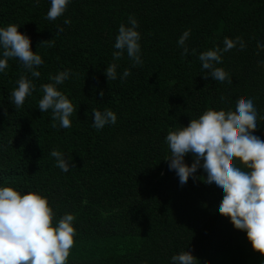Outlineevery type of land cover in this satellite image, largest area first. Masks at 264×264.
<instances>
[{"label": "trees", "instance_id": "obj_1", "mask_svg": "<svg viewBox=\"0 0 264 264\" xmlns=\"http://www.w3.org/2000/svg\"><path fill=\"white\" fill-rule=\"evenodd\" d=\"M49 6V0H0V26L20 25L43 60L19 108L10 92L21 73L30 74L17 58L0 73V184L39 191L56 219L74 215L66 264H170L182 250L198 264H261L264 254L251 248L245 232L215 212L221 194L199 179L203 169L179 184L164 159V137L208 107L227 111L248 97L264 115V67L258 64L264 48H257L264 44V0H70L55 20L45 19ZM130 14L138 21L141 63L133 67L124 53L116 61L117 79L107 81L118 26H127ZM57 25L63 31L57 33ZM185 29L189 52L182 57L176 41ZM224 37L245 44L222 53L217 65L230 83L204 77L198 59L201 51L223 47ZM125 68L130 74L121 81ZM64 69L69 78L57 88L74 111L70 127L57 122L54 128L51 110L41 113L37 102L40 85ZM104 108L116 114V123L96 130L92 110ZM257 123L253 134L264 141V120ZM53 148L75 166L62 172L49 155Z\"/></svg>", "mask_w": 264, "mask_h": 264}, {"label": "clouds", "instance_id": "obj_2", "mask_svg": "<svg viewBox=\"0 0 264 264\" xmlns=\"http://www.w3.org/2000/svg\"><path fill=\"white\" fill-rule=\"evenodd\" d=\"M33 2L39 3V0ZM69 3L70 0H49L45 19L55 20ZM127 19V26L121 23L114 38L112 62L104 69L107 81L117 79L116 61L124 53L133 67L141 63L138 21L131 14ZM69 23L68 18L63 20V24ZM19 26L15 23L0 26V73L7 69L9 58H17L30 74L21 73L10 92V102L15 108L22 106L26 96H31L35 85L30 77H39L37 66L43 64L41 55L30 48V37L18 31ZM56 30L59 33L63 28L57 25ZM189 31L185 29L176 41L182 57L189 52L185 44ZM222 43L223 47L201 51L198 59L201 69L207 70L204 77L230 83L229 74L217 65L221 63L222 53L233 47L243 48L245 44L240 37H224ZM257 48H264V44L257 42ZM258 64L264 67V60ZM69 74L68 69L58 71L49 76L48 83L40 85L42 96L37 102L38 110L41 113L51 110L54 128L57 122L60 128L71 125L73 103L57 88ZM129 74L125 68L119 79L123 81ZM100 95L103 96L102 90ZM116 119L109 108L93 109L91 126L100 130L106 124H115ZM257 119L264 120V115L258 116L251 97L236 101L227 111L208 107L197 118L190 119L187 126L167 131L164 141L169 153L164 159L168 169L175 171L180 185L190 177L195 179L198 168L203 169L206 175L199 179L221 194L215 212L227 217L235 229L244 231L251 248L264 254V141L253 134L259 125ZM186 154H191V163L185 162ZM49 155L55 158V166L62 172L75 166L71 157L56 148ZM55 217L48 198L39 191L25 192L0 184V264H66L74 242V215L65 213L58 219ZM170 264H198V260L189 251L182 250L170 257Z\"/></svg>", "mask_w": 264, "mask_h": 264}]
</instances>
